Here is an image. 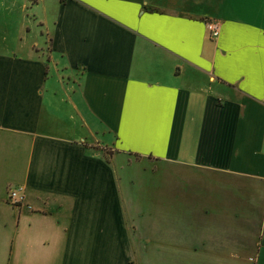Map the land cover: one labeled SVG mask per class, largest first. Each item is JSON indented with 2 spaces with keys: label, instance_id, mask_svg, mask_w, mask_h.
Returning a JSON list of instances; mask_svg holds the SVG:
<instances>
[{
  "label": "crops",
  "instance_id": "1",
  "mask_svg": "<svg viewBox=\"0 0 264 264\" xmlns=\"http://www.w3.org/2000/svg\"><path fill=\"white\" fill-rule=\"evenodd\" d=\"M0 264H264V0H0Z\"/></svg>",
  "mask_w": 264,
  "mask_h": 264
},
{
  "label": "rangeland",
  "instance_id": "2",
  "mask_svg": "<svg viewBox=\"0 0 264 264\" xmlns=\"http://www.w3.org/2000/svg\"><path fill=\"white\" fill-rule=\"evenodd\" d=\"M32 8L33 7H29V12L34 10V8L33 9ZM32 20H33L32 18L28 17V23H32L33 30L26 33L23 42L24 47L34 42H40V43L42 42V37L40 36V27L36 26L37 23ZM106 153L109 157L113 156L114 154L113 151H108V149L106 150ZM118 163H121V161H118ZM130 165L136 167L138 166L137 168L133 167L130 176L137 177V175H139L141 179L143 178V181L151 180L150 177L160 178L161 180L160 183L163 185L169 182L170 183L175 182V179H179V178L181 179L183 178L185 182V176L180 177V176H174L173 174L176 173L179 174L183 173V175L185 173L192 174L194 171H196L195 170L196 168L191 166L182 165L179 163H172L171 161H159V160H155V158L153 157L143 158V157H139V155L132 157V160L130 161ZM139 171L141 172L138 173Z\"/></svg>",
  "mask_w": 264,
  "mask_h": 264
},
{
  "label": "built area",
  "instance_id": "3",
  "mask_svg": "<svg viewBox=\"0 0 264 264\" xmlns=\"http://www.w3.org/2000/svg\"><path fill=\"white\" fill-rule=\"evenodd\" d=\"M207 28L210 31L212 37L217 38L220 34V26L216 21H209L207 23ZM22 187H14L10 188V192H8V198L12 205H18L23 199Z\"/></svg>",
  "mask_w": 264,
  "mask_h": 264
},
{
  "label": "trees",
  "instance_id": "4",
  "mask_svg": "<svg viewBox=\"0 0 264 264\" xmlns=\"http://www.w3.org/2000/svg\"><path fill=\"white\" fill-rule=\"evenodd\" d=\"M39 0H30V3L32 4V5H34V4H36L37 2H38ZM62 1H66V0H62Z\"/></svg>",
  "mask_w": 264,
  "mask_h": 264
}]
</instances>
